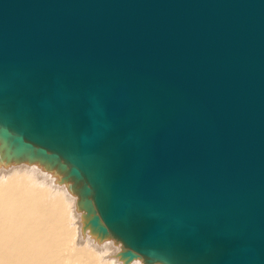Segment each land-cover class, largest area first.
<instances>
[{
    "label": "water",
    "instance_id": "95a60500",
    "mask_svg": "<svg viewBox=\"0 0 264 264\" xmlns=\"http://www.w3.org/2000/svg\"><path fill=\"white\" fill-rule=\"evenodd\" d=\"M0 138L131 258L264 264V0H0Z\"/></svg>",
    "mask_w": 264,
    "mask_h": 264
},
{
    "label": "bare ground",
    "instance_id": "6f19581e",
    "mask_svg": "<svg viewBox=\"0 0 264 264\" xmlns=\"http://www.w3.org/2000/svg\"><path fill=\"white\" fill-rule=\"evenodd\" d=\"M6 151L0 138V264H168L131 258L122 239L94 227L95 203L70 167Z\"/></svg>",
    "mask_w": 264,
    "mask_h": 264
}]
</instances>
